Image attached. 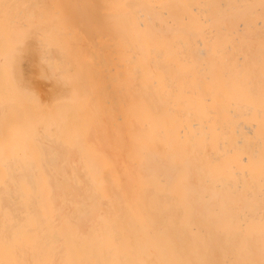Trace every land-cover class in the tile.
<instances>
[{
	"label": "bare ground",
	"instance_id": "obj_1",
	"mask_svg": "<svg viewBox=\"0 0 264 264\" xmlns=\"http://www.w3.org/2000/svg\"><path fill=\"white\" fill-rule=\"evenodd\" d=\"M16 1L26 3V0ZM28 1L31 3L32 0ZM83 2V6L77 2L82 9ZM139 2L127 14L116 17L123 19V27L109 23L106 30L109 34L106 44L108 65L104 67H107L108 78L102 79V76L103 81L98 78V82L108 83L100 85L101 91H97L98 97L102 96V100H97L101 103L104 100L105 105L101 104L102 108L96 111L98 114L93 112L92 116L106 117L107 139V133L102 132L104 127H100L101 130L97 126V122L105 125L104 118L98 121L99 118L94 116L98 120L93 122L92 116L89 118L88 115L92 111L84 112L81 107L82 112L79 104L75 105L77 111L70 112L72 107L65 105L69 101L63 103L61 100L59 104L56 101L55 105H59L56 110L50 105L54 113H59L55 119L52 118L54 115L40 116L33 104L31 109L28 103L26 106L31 110L21 107L16 113L0 114V264H264V0ZM3 7L5 5L0 10ZM80 8L74 10L80 12ZM19 9L16 13L21 12ZM172 9L178 11L172 12ZM83 11L89 13V9ZM29 12L36 13L26 11V16ZM80 14H77L78 19ZM151 14L157 17L156 21L151 22ZM64 16L58 18L62 20ZM91 16L85 15L90 20ZM92 17L94 21L96 18ZM44 18L43 22L36 20L44 26L43 31L49 28L45 29L48 24H43L47 21ZM58 18L51 17L49 21L53 19L55 24ZM90 22L85 25L88 27ZM53 24L49 26L58 27ZM65 28L69 29L67 25ZM0 29L4 28L0 26ZM41 29L38 27L40 33L36 30L39 35ZM114 29L121 32V40L117 41L119 34ZM92 30L83 29L84 32L79 33L91 34ZM36 31L32 29V32ZM95 31L96 28L92 36ZM54 32V36L60 34L57 28ZM15 34L19 33L16 31ZM21 34L17 37L21 38ZM52 35L47 36L54 41ZM98 35L96 38L101 39ZM3 37L7 39L5 35ZM18 38L11 39L16 48ZM2 39L0 48L7 52L6 39ZM24 42L19 44L25 45ZM60 43L62 41L58 46L64 48L66 43ZM65 48L64 51L61 49L64 54L58 52L57 55H63L61 58L65 62L70 56L71 63L75 54L64 59ZM34 63V51L28 43L23 49L25 81L36 77L35 67L38 69L40 64L35 66ZM11 65L10 62V68ZM99 69L96 76L101 75ZM5 70L9 72L6 67L0 72ZM78 70L80 73H74L82 74L86 82V71L84 74L81 71L84 69ZM75 74L73 78L69 76V80L74 77L78 80V74ZM5 75L0 76V108L5 105L3 100L11 93L13 96L16 90L12 80L13 86L10 81L6 82L8 76ZM37 75L40 77L41 74ZM58 76L54 75L61 80ZM63 78L68 79V76ZM38 79L37 84L42 81L43 85L44 80ZM48 83L44 86L48 87ZM9 84L11 88H8ZM95 85L91 87L99 90V85L98 88ZM50 86L52 89L46 96L52 93L57 96L65 90L63 87L59 91L52 83ZM47 89L49 87L44 91ZM19 91L26 94V91ZM15 92L14 95L18 94ZM84 94H88L87 91ZM18 95L19 102H25L22 95ZM74 100L77 102L76 98ZM84 100L86 102L87 98L82 104ZM87 101L91 102L89 98ZM61 102L64 105L59 108ZM92 102L91 108L96 100ZM83 113L87 114L83 117L88 116L92 122L91 129L96 137L99 130L102 133L98 134L106 133L101 135L103 140H108L106 159L104 155V159L98 161L95 156L89 158L92 149L99 148L92 147L97 143L92 140L90 146L88 142V148L81 144L86 148V156L79 157L77 153L74 154L76 157L72 156V147L80 144L77 142L80 139H76L77 144L73 141L72 137L80 136L73 131L83 124H79ZM95 124L98 130L94 128ZM77 131L80 132V128ZM82 133L89 132L84 130ZM61 135L72 136L75 147ZM84 136L82 134L81 138ZM104 149L100 151L106 153Z\"/></svg>",
	"mask_w": 264,
	"mask_h": 264
},
{
	"label": "rangeland",
	"instance_id": "obj_2",
	"mask_svg": "<svg viewBox=\"0 0 264 264\" xmlns=\"http://www.w3.org/2000/svg\"><path fill=\"white\" fill-rule=\"evenodd\" d=\"M4 2L2 3V1H0V5H2V6H4L5 5V7H3V9L2 10H0V11H2V12H4V10H6V12L3 14L2 12H0V16H2V15H4V16H2V17H0V19H2L3 21H2V23H0V24H2V25H0V26H2L4 29H0V37H3L4 35H5V37H7V39H9L10 38V40L11 39H16V38H18L17 36L18 35H20L21 33H23V32H21V30L20 29H22L23 31H24V33H23V35L21 34V38L23 39V37L22 36H25V35H27V32H28V35L26 36V38H27V40H26V38H25V40H21V38L18 40V42L15 40V44H17L16 46H18V48H16V47H14L13 46V41L14 40H11V45H9L8 46V41L10 42V40H8L7 41V39L6 38H4V39H2V38H0V39H2L3 41H4V43L6 42V48H5V46L3 45V47L6 49V50H8L7 52H4L3 51V49L2 48H0V49H2V50H0V55H2L3 53L5 54V53H7L6 55H4L5 56V58H6V60H4L5 58H4V56H2V57H0V58H2V60H0V61H2V62H0V69H5V67H6V69L8 68V73L6 72V70H5V72L3 73V72H0V76H4L5 75V73H7L5 76H10V80L8 79V77H7V79H6V82H8L9 83V81L11 82L10 84H12V81H13V84L14 85H16V87H13L14 89H16V90H14V92L15 91H17L18 92V94H20V95H22L21 97H22V99L24 100L25 99V102L24 101H22L23 102V105H22V102H19V100L21 101V98H19L18 96V94H16V95H18L17 96V98H16V95H14V92H13V96L16 98V99H18V101L16 100V99H14V97L12 96V93H11V90H10V92H9V94L11 93V95L10 96H12L13 98L11 99V97L10 96H8V97H6L7 99L6 100H3V102H4V106H2V108H0V114H4V113H6V115H9L10 114V111L11 112H15L16 113V110H18L19 108H21V107H29V106H26V105H28V104H30V107H31V109H32V106L34 107V109L36 108V112H38V113H41V114H39L40 116H46V115H48V116H50V117H52V115H54L52 118H57V117H59V113L58 112H55L54 113V111H53V109L50 107V105L52 106L53 105V108H54V110H56V109H58L57 107L59 106V105H55V102L56 101H58L56 104H59V102L62 100V102L64 103V101H69V103H70V101L71 100H73V102L72 103H68V104H66L65 103V105H68L67 107L68 108H71V110H70V112L71 111H77V105L79 104L80 106V109L79 110H81V107H83L82 109H85V111L84 110H81L82 112L84 111V112H89L90 110L92 111V113H91V115L90 114H88L89 115V118H90V116H92V114H94L93 112H95L96 114H98L97 112V109L99 108V107H101L102 108V106L103 105H105V104H103V101H102V103H101V101L99 102L97 99L99 98V99H101L102 100V96H101V98L100 97H98V96H100L99 95V93H97V91L98 92H100L101 91V89H100V85L102 86V84H101V82H98V78H100L101 79V77H102V79L103 78H108V77H106V76H108L107 75V67L105 68L104 67V65H108V64H106V63H108V45H106L107 43H108V36H109V34H108V31H106V30H108V28L110 27V26H108V24L110 23H113V24H120V26L121 27H123V25H124V21H123V19H121V18H116V17H118V16H120V15H124V14H127L128 12H130L131 11V7L132 6H134V4L135 3H137V2H139V0H83V1H85V2H83L82 0V2H83V4L85 3V6H84V8L82 9V8H80L79 7V2H80V4L82 5V2L80 1V0H76V3H74L73 2V0H56V1H59V4H62V5H60L61 6V9H60V6L58 5V2H56L55 0H32L31 1V3H33V5L31 4V3H29L30 1H28V0H26V1H24V3L25 4H23V1L21 2L23 5L21 6V4H20V2H18V1H16V0H10V1H8V0H3ZM28 1V2H27ZM50 1L54 4H52V3H50ZM55 1V2H54ZM75 1V0H74ZM16 2V3H15ZM162 2H164V0H162ZM7 3V4H6ZM42 3V4H41ZM64 3V4H63ZM112 3L114 4V5H112ZM140 3V2H139ZM13 4V5H12ZM50 4V5H49ZM57 4V6L55 7V5ZM76 4V5H75ZM9 5H11L10 7H9ZM20 5V9L18 8V7H16V6H19ZM30 5H31V7H32V9H31V7H30ZM70 5V6H69ZM74 5H75V7H74ZM78 5V6H77ZM168 5V4H167ZM169 5H172V3H170ZM2 6H0V7H2ZM8 6V7H7ZM39 7V8H41V9H38L37 10V7ZM65 6V7H64ZM66 6H69V8H70V10H68L69 8H67V9H65L66 8ZM83 6V5H82ZM81 6V7H82ZM90 6V7H89ZM173 6V5H172ZM172 6H170V7H172ZM24 7V8H23ZM42 7H43V9H42ZM58 7H59V9H58ZM64 9H63V8ZM76 7H77V10H79L78 8H80V12L82 13V14H80V12L79 11H77V10H74V9H76ZM24 10H23V9ZM30 9L31 11L33 10V12L35 11H38V12H34L35 14H33L32 12H31V14H30V12H29V14L26 16V11H30V10H26L25 11V9ZM35 8V9H34ZM47 8V9H46ZM18 9L19 10H21V12H19V13H16V11H18ZM45 9V10H44ZM58 9V10H57ZM63 9V10H62ZM84 9H87V11H88V9H89V13L88 14H84V11L82 12V10H84ZM98 11L97 13H96V11ZM13 10H14V14L15 15H13L12 14V12H13ZM16 10V11H15ZM95 11L93 14H91L90 12L91 11ZM23 11H25V13L23 12ZM74 11V12H73ZM77 11V12H76ZM99 11H100V13H99ZM172 12H176V11H178L177 9H172L171 10ZM23 12V15H24V17H23V15L21 16V14L20 13H22ZM40 12L42 13V12H46L45 14L44 13H42V18H44V20L46 19L47 21H45L43 24L46 26L47 24H48V26H46L45 27V29L46 28H48V29H46L45 31H43L42 29H44V26L42 27V26H40L39 24H41V22H43V20H42V18L40 17V19H39V16H40ZM8 13V14H7ZM85 13H86V11H85ZM12 14V15H11ZM16 14L17 15H19V17L17 18L16 17ZM77 14H80L79 15V19L77 18L78 17V15ZM89 14H90V16L92 15V16H94V18H96L94 21L95 22H97L98 23V26H96L97 25V23H93L94 21H93V17L91 16V20L89 19V17L87 18V17H85V15L86 16H89ZM8 15L9 16H11V17H9V21H8ZM35 15L36 16H38L37 17V19H39V21L40 20H42L41 22H37L36 20V18H31V17H35ZM47 15V16H46ZM52 15V16H51ZM65 15V16H64ZM75 15H77L76 16V18H75ZM102 15H103V18H102ZM21 16V17H20ZM50 16V17H49ZM61 17V16H64V17H62V20H61V18H58V17ZM68 16V17H67ZM13 17L15 18L14 20H13ZM28 18L27 20H25L24 18ZM58 18V19H56V21L58 22V24H59V26L57 25V22H55V24H56V26H58V27H56L55 26V24H53L54 23V20L53 19H51L52 21H49L50 20V18ZM67 17V18H66ZM73 19L74 18V20L73 21H71V18ZM10 18H11V20H10ZM48 18V19H47ZM66 18V19H65ZM156 18L157 17H155V15H153V14H151V22L152 21H156ZM5 19H7V21L5 20ZM22 19H24L25 21H22ZM32 19V21H33V19H34V21H36L35 23H33V22H31L30 20ZM101 19H103L104 20V22H102V20ZM112 19V20H111ZM113 19H114V21H116V22H114L113 21ZM21 20V21H20ZM66 20V21H65ZM118 20V21H117ZM163 19L161 18V21H162ZM14 21V22H13ZM18 21V22H17ZM63 21H64V23H66V25L68 26V28L69 29H66L65 27H66V25H64V23H63ZM74 21H76V23L74 22ZM77 21H79L80 22V24H78L79 22H77ZM85 21H87V22H85ZM91 21V22H90ZM11 22L13 23V24H15L14 26H17V27H15V28H13L14 26H12L13 24H11ZM81 22H82V24H81ZM83 22H85L86 23V25L87 24H89V22H90V25H88V27L85 25V23H83ZM108 22V23H107ZM17 23V24H16ZM32 23H33V25H32ZM45 23H47V24H45ZM54 25V27H56L57 28V32H59V30L58 29H61L60 31L62 32V30H63V32L62 33H64V34H67V35H63V34H61V32H59L60 34H58L57 32V34L58 35H56V36H54V34L52 33V32H54V29H55V31H56V28H54L53 29V27H51L52 26V24ZM74 23V24H73ZM103 23V24H102ZM35 24V25H34ZM39 26H38V25ZM42 24V25H43ZM62 24L64 25V27L62 26ZM78 25L77 27H76V25ZM126 24V23H125ZM41 29V31H42V33L44 32V34H45V36L47 37H44V36H42L41 34L39 35V31L40 30H38V27ZM49 25H51V26H49ZM103 25V26H102ZM6 27V29H5V27ZM84 26H86V27H84ZM22 27V28H21ZM51 27V28H50ZM77 28V29H79L78 31H77V29H75V28ZM83 27V28H82ZM9 28V29H8ZM86 28V29H85ZM91 28V29H90ZM95 28H96V31L98 32L97 33V35L98 36H101V39L98 37V38H96L97 37V35H96V31L94 32V35H96V37L93 35H91L92 34V32L95 30ZM8 29V30H7ZM18 29H19V32H18ZM32 29L33 30H37L36 31V33H34V32H32ZM53 31H52V30ZM76 31H75V30ZM83 29L84 30H92V32H90L91 34H89V33H87V34H85V33H82V34H85V35H80V33H79V31H83ZM168 28H164V30H167ZM3 30H5V31H3ZM7 30V31H6ZM70 30V31H69ZM10 33H9V32ZM13 31H15V33H16V31H17V36H16V34L15 33H13ZM72 31V32H71ZM114 31H117L118 32V34H119V36H118V38H117V41H119V40H121V32L119 33V30H116V29H114ZM8 32V33H7ZM21 32V33H20ZM32 32V33H31ZM66 32H71V33H66ZM84 32V31H83ZM87 32V31H86ZM26 33V34H25ZM38 33V34H37ZM47 33V34H46ZM55 33V32H54ZM74 33V34H73ZM79 33V34H78ZM9 34V35H8ZM31 34V35H30ZM35 34H36V36L38 37V39H36L37 37L35 36ZM43 34V35H44ZM48 34H50V37H51V35H52V38H54L55 37V39H54V41H53V39H52V41H51V39H50V37L49 36H47ZM71 34V35H70ZM89 34V35H88ZM107 36H106V35ZM117 34V35H118ZM39 35V36H38ZM111 35L112 36H117L116 35V33L115 34H112L111 33ZM31 36V37H30ZM41 36V37H40ZM84 36H85V38H84ZM90 39L89 41H88V38ZM105 36V37H104ZM9 37V38H8ZM39 37H40V39H39ZM45 38V41H47L48 39V41H47V43L44 41V38ZM83 38V39H82ZM42 39V41H43V43H42V41H41V43L39 42V40H41ZM92 39L93 40H95V41H92ZM83 40V41H82ZM1 41V40H0ZM21 41L22 42H24V43H26L25 45L22 43V44H19V43H21ZM61 42L62 41V43L63 42H65L66 44L64 45V43H63V45H64V48L65 47H67V49L65 48V55H64V59H65V56L66 57H68V55L70 54V55H73V53L75 54V56L73 55V57H71L72 58V60H71V63H70V56L66 59V61H68V62H65V60H63V58H61V57H59L58 55H57V53L59 52V53H61V52H63L64 51V48L63 47H61V46H58V44H59V42ZM45 42V43H44ZM3 43V42H2ZM28 43H29V46L32 48V50L34 51V55H35V62L36 63H34L35 64V66H36V64H40L38 67V69H37V66L35 67V69H36V73L34 74L35 76V78L33 79V80H28V81H25L26 79V77L24 78V76H26V73H25V71H24V69H23V49H25V47H27L28 46ZM62 43H60V45H62ZM20 46H19V45ZM37 44V46L35 47V45ZM0 45H1V43H0ZM22 45H24V47L22 46ZM7 46L9 47V48H7ZM106 46V47H105ZM35 47V48H34ZM34 48V49H33ZM4 49V50H5ZM11 49V50H10ZM19 50V51H17V50ZM61 49H63V51L61 50ZM70 51H69V50ZM38 50H40L39 51V53H38ZM104 50V51H103ZM10 51V52H9ZM21 51V52H20ZM69 51V52H68ZM71 51H73L72 53H70ZM19 53H21V57H19V55L18 54ZM40 53H41V56H42V58H41V56H40ZM104 53H106V55L104 54ZM62 54V53H61ZM63 54H64V52H63ZM9 55V56H8ZM14 55H17L18 56V58H17V56H14ZM37 55V56H36ZM103 55H105L104 57H103ZM16 57V58H8V57ZM56 57H58V58H56ZM37 58V59H36ZM10 61H9V60ZM14 59V60H18V62H16L15 61V63L12 61V60ZM38 59H39V61H41V62H39L38 61ZM4 60V61H3ZM19 60H21V61H19ZM3 62H4V64L5 65H2L3 64ZM10 62H11V64H13V65H11V68L12 67H14V68H10ZM22 62V63H21ZM19 63H21L20 65H19ZM49 63V64H48ZM102 63H104V64H102ZM44 64V65H43ZM65 64V65H64ZM102 64V65H101ZM16 66V67H15ZM19 66H20V69H21V71H18V70H20L19 69ZM43 66V67H42ZM100 66H103V69H99V68H101ZM2 67H4V68H2ZM16 68H17V71H16ZM43 68H45V69H43ZM78 69H84V70H81L82 72H84V74H85V71H86V82H85V77H83V75L82 74H80L83 78H81V76H79V74L78 73H74L75 71L76 72H79L80 73V70H78ZM97 69H99L98 71L99 72H101L100 74L101 75H99V76H96V75H98L99 73L97 72ZM43 70H44V72H43ZM68 70V71H67ZM100 70H104L103 71V73H102V71H100ZM3 71V70H2ZM16 71V72H15ZM40 71H41V73H40ZM46 71V72H45ZM95 71H96V73H95ZM15 72V73H14ZM42 72H43V74H42ZM127 72H129V71H126V75H129V74H127ZM44 73H47V75L46 74H44ZM77 75L78 74V80L74 77V79H72V80H69L70 79V77L71 78H73L72 76L74 75ZM98 73V74H97ZM12 74H13V77H14V75L16 76V78L14 77V78H12ZM37 74H41L40 75V77L42 78L41 80H44L43 81V85H41V83L40 82H42V81H38L39 82V85L37 84V79L38 80H40V77H39V75H37ZM53 75V76H50V75ZM59 75L58 77L62 80V79H64V81H61V80H59L58 78H55L54 77V75ZM42 75H46V77L45 76H42ZM60 75H62L63 77H66V76H68V79H66V78H61V76ZM70 76V77H69ZM95 76H96V78H95ZM18 77L21 79L22 77L24 78L23 80L21 79H18ZM38 77V78H37ZM77 77V76H76ZM94 78V79H93ZM121 78H124V76L122 77L121 76ZM126 78V77H125ZM1 79H2V77H0V81H1ZM53 79V80H52ZM66 79V80H65ZM97 79V80H96ZM100 79H99V81H100ZM101 79V80H102ZM12 80V81H11ZM17 80L18 82H19V80L21 81V82H19V88H18V82L15 81ZM34 80H36V81H34ZM49 81V85H48V87H49V89H47V90H45L44 91V89H46V88H48L47 86H44L45 84L44 83H47L48 81ZM50 80H52V81H50ZM55 80H57L56 82H55ZM76 80H77V82H76ZM82 80H83V82H82ZM93 80V81H92ZM96 81V83H97V86L99 87H97L95 84V81ZM105 80V79H104ZM124 80V79H123ZM123 80H121V81H123ZM47 81V82H46ZM59 81V82H58ZM79 81L81 82V83H79ZM103 81V80H102ZM31 82V83H30ZM62 82H66V83H62ZM92 82H94V85H95V88H98L99 90H96L95 91V89L94 88H92L94 85H93V83ZM7 83V84H8ZM33 83V84H32ZM50 83H52L53 85H54V87H55V85H56V87H58V90L60 91V88L62 89L63 87V89H65V90H61L60 92H61V94H58L57 96L56 95H53V93L51 94V95H47L46 96V94H47V91L48 90H51L52 89V87L50 86ZM57 83H59L58 85H57ZM79 83V84H78ZM89 83H92L91 85H92V87H91V85L90 86H88V84ZM106 83H108V81L106 82L105 81V83L104 84H106ZM10 84L8 85V88L10 87ZM13 84L11 85V86H13ZM67 84V85H66ZM72 84H74L73 86L76 88V90H75V88L74 89H72L73 88V86H72ZM77 84V85H76ZM81 84V85H80ZM84 84V85H83ZM103 84V85H104ZM32 85V86H31ZM35 85V86H34ZM69 85V86H68ZM42 86V87H41ZM72 86V87H71ZM80 86L82 87V88H80ZM87 88H86V87ZM31 87V88H30ZM35 87V88H34ZM41 87V88H40ZM69 87V88H68ZM78 87V88H77ZM85 87V88H84ZM11 88V87H10ZM39 88V89H38ZM22 90V92H25L26 94L24 95L23 93L21 94V91H19V90ZM40 89H42V90H40ZM74 90V92L73 91H68V90ZM79 89V90H78ZM9 90V89H8ZM13 90V89H12ZM28 91V92H27ZM33 91V92H32ZM76 91V92H75ZM78 91V92H77ZM87 91V93L89 94H84V92H86ZM30 92H32L34 95H33V97H32V94L30 93ZM38 92V93H37ZM64 92V93H63ZM69 92H71L70 93V95H69ZM72 92H73V94H72ZM79 92H82V93H79ZM93 92V93H92ZM16 93V92H15ZM75 93V94H74ZM79 93V94H78ZM94 93H97V95H95ZM30 94H31V96H30ZM82 94V95H81ZM41 95H43V96H45V97H48V98H43V96H42V98H43V100H41L42 98L40 97ZM75 95V96H74ZM86 95V96H85ZM36 96H38V99L37 98H35ZM97 97V98H96ZM41 98V99H40ZM73 98V99H72ZM76 98V100H77V98H79L80 100L82 99H85V98H87V100H88V98H89V100L92 102L94 99L96 100V103L97 102H99V103H97V104H99L98 106H96V103H95V105L94 106H96L95 108H94V106L91 108V105H93L94 104V102H89V101H87L86 100V102L88 103V104H85L86 102H85V100H84V103L82 104V100L80 101L79 99L77 100V102L74 100ZM93 99V100H91V99ZM37 99V101H35ZM47 99H48V101H49V103L47 102ZM68 99V100H67ZM11 100H15L14 102L12 101V102H10ZM7 101V102H6ZM42 101H44V102H42ZM33 102V103H32ZM47 104H46V103ZM61 102V106L59 107V108H62V106L64 105L63 103ZM74 102H76V103H74ZM79 102H81V103H79ZM10 103V104H9ZM17 103V104H16ZM21 103V104H20ZM25 103V104H24ZM28 103V104H27ZM53 103V104H52ZM73 103H74V105H73ZM108 103V102H107ZM1 104V103H0ZM31 104H33L32 106H31ZM63 104V105H62ZM101 104H102V106H101ZM14 105V106H13ZM41 107V109H40V107ZM69 105H72V106H69ZM76 105V106H75ZM84 105V106H83ZM1 106V105H0ZM6 106L8 107V111H6ZM18 106V107H17ZM87 106V107H86ZM88 106H90L89 107V109H88ZM107 107H108V105H106ZM30 107L28 108L29 110H31L30 109ZM74 107H75V109L76 110H74ZM78 107V108H79ZM85 107V108H84ZM3 108H4V111H3ZM14 108V109H13ZM56 108V109H55ZM86 108H87V110H86ZM91 108V109H90ZM96 109V110H94V109ZM33 109V110H34ZM41 111H40V110ZM44 109V110H43ZM47 109V111H45ZM50 109H51V111H50ZM94 111H93V110ZM100 109V108H99ZM68 110V109H67ZM89 110V111H88ZM40 111V112H39ZM50 111V112H49ZM53 111V112H52ZM97 111V112H96ZM84 114V115H83ZM82 114V121H85V123L84 122H82L81 120H79V124L81 123H83L81 126H79V128H80V130L82 131V132H84V130L85 131H88L89 133H86L87 134V137H89V138H87V137H85L84 135H86L85 133H82L83 134V138H81V131L80 132H78L77 131V129L79 130V128H76V130H74L73 131V134H75L76 136H77V134L79 133L80 134V136H78V137H76L75 138V136L74 137H72L71 135V137L73 138V141L76 143V139L78 140V139H80V140H78L77 142H79L80 141V144H77L76 145V147H75V143L71 140V137H69L68 136V138H66V136H64V135H61V137H63L64 138V140H66V139H68V140H70V141H72V145H70V146H74L75 148L73 149V147H72V150L71 151H73V152H71V151H69L68 153L70 154V152L73 154L72 156H75L76 154L75 153H77V155L79 156V157H83V155L85 154V149H84V147L82 148V146H81V144L82 145H85V146H87V144H88V142H89V146H90V140H92L94 143H95V141H97V143H95V145H93L92 144V141H91V146L95 149L97 146L99 147V148H96V151L95 150H93L92 149V153L94 154L95 152V154L97 155V154H99L98 155V157L96 156V155H92V153L90 154L91 155V157L88 155L89 154V149H87L88 150V154H87V157L89 156V158H93L94 156L96 157V161H98V160H100V159H104L103 157L105 156V159H106V156H108V140H106L107 138H108V133H107V130H108V123L107 124H105L104 123V121H105V116H101L102 118H99L100 117V115H93L92 116V118H91V120L93 119V122H97V120H98V118H99V120L98 121H100V119L101 120H103V118H104V120L102 121L105 125H106V127H105V125L103 126L102 125V123L101 122H97V124H99L100 125V123H101V125L99 126V125H97V124H95V125H93V126H95L94 128H96L97 129V127H96V125L98 126V129L101 127L102 129H103V127H104V130H102L101 128V130H102V132L104 133V132H106L107 133V137H105L106 139H102L103 138V136L104 135H106V133L105 134H98V133H102L101 132V130H99V132H97L96 130V132H97V136L99 137L100 136V138H98V137H96V133L94 132V129L92 130L91 129V125H90V123H92L91 121H90V119L88 118V116L87 117H83V116H86L85 115V113H83ZM107 114V113H106ZM14 116H15V114H14ZM94 116H96V117H98V118H95ZM108 116V115H107ZM94 117V118H93ZM83 118L84 119H86V120H83ZM88 119H89V122H88ZM95 119H96V121H95ZM51 121V120H50ZM53 121V120H52ZM51 121V122H52ZM81 121V122H80ZM86 122H87V124H89V126L87 125L86 126ZM107 122H108V119H107ZM3 123H7V122H3ZM55 123V122H54ZM94 124V123H93ZM51 125H52V123H51ZM90 127V128H89ZM89 128V129H88ZM106 128H107V130H106ZM97 129V130H98ZM90 130V131H89ZM91 132V133H90ZM95 133V134H94ZM78 134V135H79ZM91 135V136H90ZM101 135H103V136H101ZM62 138V139H63ZM70 138V139H69ZM85 138H86V140H85ZM97 138L99 139V140H97ZM28 139V138H27ZM59 139H60V137H59ZM82 139H83V141H82ZM88 140V141H87ZM102 140V141H101ZM84 141H87V142H84ZM100 143H102V145L101 144H99V142ZM105 141H106V143H105ZM81 142H83V143H81ZM73 143H74V145H73ZM86 143V144H85ZM70 144V143H69ZM105 144V145H104ZM100 145V146H99ZM69 146V147H70ZM81 146V147H80ZM102 146V147H101ZM107 146V147H106ZM71 148V147H70ZM77 148V149H76ZM78 148H80V149H78ZM81 148L83 149V150H81ZM87 148H88V146H87ZM103 148H105L106 149V153H105V149L103 150L104 152H102V151H100L101 149H103ZM97 149H99V150H97ZM75 150V151H74ZM87 150H86V153H87ZM83 151V152H82ZM90 151H91V149H90ZM79 152H82V153H80L79 154ZM68 153H67V155H68ZM75 154V155H74ZM83 154V155H82ZM102 155H104V156H102ZM70 156V155H69ZM84 156H86V154L84 155ZM93 156V157H92ZM76 157V156H75ZM94 157V158H95ZM98 158V159H97ZM108 158V157H107ZM103 161V160H102Z\"/></svg>",
	"mask_w": 264,
	"mask_h": 264
}]
</instances>
